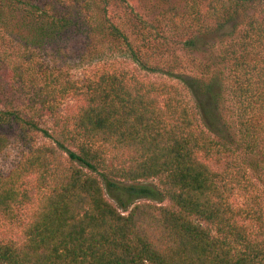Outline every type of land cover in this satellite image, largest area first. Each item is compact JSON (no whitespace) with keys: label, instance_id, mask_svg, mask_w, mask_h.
Here are the masks:
<instances>
[{"label":"trees","instance_id":"trees-1","mask_svg":"<svg viewBox=\"0 0 264 264\" xmlns=\"http://www.w3.org/2000/svg\"><path fill=\"white\" fill-rule=\"evenodd\" d=\"M96 37L134 69L73 80L35 62ZM15 125L0 223L35 202L0 264H264L247 178L264 185V0H0V142Z\"/></svg>","mask_w":264,"mask_h":264},{"label":"rangeland","instance_id":"rangeland-1","mask_svg":"<svg viewBox=\"0 0 264 264\" xmlns=\"http://www.w3.org/2000/svg\"><path fill=\"white\" fill-rule=\"evenodd\" d=\"M154 13L158 14L160 12L159 8L153 9ZM13 33L10 30H7L6 37L12 40L17 36V31L15 29ZM3 32V31H2ZM11 32V33H10ZM60 47V46H59ZM58 47V52H55V48H48L46 52H36L35 53V62L37 64H43L44 66H48L51 69H59L63 74H67L69 79L80 80L84 75H89L94 73L95 71H100L102 69L107 68H117V69H127L133 70L134 66L128 62L127 57L123 54V52L117 50L109 41H106L105 38L96 37L92 40H81V43L76 47H79V55L73 56L68 53L67 56H63V46ZM83 56V57H82ZM178 58L181 60H185V56L181 53H177ZM63 61V62H62ZM67 62V63H66ZM66 63V64H65ZM177 71V69H175ZM180 71V70H179ZM183 72H187L188 74H194L188 69L183 70ZM139 76H145V73L140 72ZM145 80L154 81V82H166L168 85H176L177 89L179 88V84H177L176 80H172L171 78L163 75V74H148L145 76ZM178 90V91H179ZM185 92L182 91V96ZM58 114H60V118L62 123L70 125V118L75 110V103L72 100L65 99L61 101L58 105ZM50 119V118H49ZM47 118H44V122ZM43 127L46 129L52 128V122L46 121V124ZM2 137L0 142V175L6 174L10 170H12L16 163L22 158L24 153L26 152L23 144L21 143L20 132L17 129V126L11 130L7 128L2 131ZM36 144H45L49 145L51 141L49 139H44L41 135H38L35 138ZM110 166V163L109 165ZM220 168V167H219ZM247 178H249V197L255 198L258 208L262 210L264 213V185L257 182L256 177L252 175V173H248ZM154 183V181H151ZM246 184V182H244ZM107 200L110 201L114 206H117L116 203L109 197L106 196ZM35 202V199L33 203ZM33 203L19 206L16 208V218L11 223H0V238L11 237L17 239L19 234L21 233V229L23 226L29 221L30 216L33 213ZM121 211V210H120Z\"/></svg>","mask_w":264,"mask_h":264}]
</instances>
